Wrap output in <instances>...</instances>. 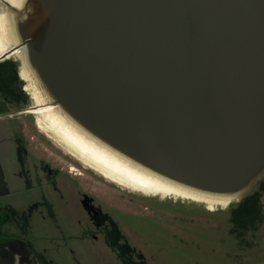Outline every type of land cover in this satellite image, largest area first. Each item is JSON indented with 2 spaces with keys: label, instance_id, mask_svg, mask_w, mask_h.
Instances as JSON below:
<instances>
[{
  "label": "water",
  "instance_id": "obj_1",
  "mask_svg": "<svg viewBox=\"0 0 264 264\" xmlns=\"http://www.w3.org/2000/svg\"><path fill=\"white\" fill-rule=\"evenodd\" d=\"M1 7L17 40L0 61L19 76L21 49L47 102L100 141L230 204L264 175V0Z\"/></svg>",
  "mask_w": 264,
  "mask_h": 264
},
{
  "label": "rangeland",
  "instance_id": "obj_2",
  "mask_svg": "<svg viewBox=\"0 0 264 264\" xmlns=\"http://www.w3.org/2000/svg\"><path fill=\"white\" fill-rule=\"evenodd\" d=\"M23 84L27 104L8 105L14 110L13 114L0 118V172L4 184L0 182V207L10 205L23 210L30 206L29 201L34 195L31 191H24L17 146L10 139V135H14L26 143L27 151L66 171L83 191L102 202L104 209L118 220L120 229L134 247L133 251L141 253L148 264H264V220L254 233H247L241 241L230 232L228 220L230 205L235 201L210 209L201 201L164 193L151 195L148 189L138 184L119 181L105 167L81 156L55 132L52 134L56 136L51 137L46 125L38 127L37 114L24 112L35 104V99L28 83ZM262 177L255 180L250 192L258 187ZM45 193L51 199L50 192ZM262 201L264 213V192ZM44 207L34 209L26 234L16 231L13 221L7 219L0 240L5 241L12 235L26 238L52 264H89L86 262L91 254H72L77 239L59 238L55 230L57 223L46 215ZM59 224L61 228H70L67 222ZM76 250H80V246ZM5 257V250L0 248V259ZM90 262L95 263L92 259Z\"/></svg>",
  "mask_w": 264,
  "mask_h": 264
},
{
  "label": "flooded vegetation",
  "instance_id": "obj_3",
  "mask_svg": "<svg viewBox=\"0 0 264 264\" xmlns=\"http://www.w3.org/2000/svg\"><path fill=\"white\" fill-rule=\"evenodd\" d=\"M10 139L17 146L16 156L24 191L34 193L29 201L30 208L17 210L10 205L0 207L1 211L6 213L7 219L13 221L16 231L26 234L32 212L44 205L46 215L57 223L55 230L58 237L77 239V244L73 245L75 250H71L72 254L76 252L91 254L86 263L139 264V261H144V264H148L141 253L133 251L134 247L120 229L118 220L104 209L102 202L98 201V203L94 196L83 191L66 171L52 166L48 160L27 151L24 147L26 143L20 142L14 135H10ZM0 182L3 184L1 172ZM38 191L41 193L39 194ZM45 191H49L52 195L50 200L46 197ZM7 208H12L15 214L9 213ZM41 215L44 216L45 213ZM59 222H67L70 228H61ZM6 242L8 246V249H5L6 257L0 261L12 264L15 260L13 255L16 254L19 263L52 264L40 251H36L26 238L12 235L6 239ZM77 246H80L78 251ZM84 248L87 250L85 251ZM99 257L101 260L98 261ZM91 259L95 263H91Z\"/></svg>",
  "mask_w": 264,
  "mask_h": 264
},
{
  "label": "bare ground",
  "instance_id": "obj_4",
  "mask_svg": "<svg viewBox=\"0 0 264 264\" xmlns=\"http://www.w3.org/2000/svg\"><path fill=\"white\" fill-rule=\"evenodd\" d=\"M6 1L12 5L19 6L23 0ZM16 40L17 38L13 29L11 15L1 7L0 54L5 53L14 45ZM13 54H16L21 58L19 76L28 83V88L35 99V104L24 110V112L27 111L29 113H35V115L37 114L38 127H44L46 125L45 127L48 131L50 130L49 132L51 135H49L51 137H55L56 135L61 137L68 142L67 144L70 143L75 149H77L81 156L85 158L87 157L92 160L93 163L97 165L99 164L100 166L105 167V169H108L111 176L117 178L119 181L122 180L130 184H138L141 187L148 189L150 191L148 193L151 195L164 193L165 195H176L179 197L194 199L206 203L207 207L210 209H213L216 205L226 206L234 200L230 197L205 194L177 185L134 162L106 143L100 141L76 124L69 116L63 113L57 105L47 102L45 93L37 85L34 75L25 63L22 50L16 49ZM54 132L56 135L52 134ZM104 174H107V170L106 172L104 171Z\"/></svg>",
  "mask_w": 264,
  "mask_h": 264
},
{
  "label": "trees",
  "instance_id": "obj_5",
  "mask_svg": "<svg viewBox=\"0 0 264 264\" xmlns=\"http://www.w3.org/2000/svg\"><path fill=\"white\" fill-rule=\"evenodd\" d=\"M18 64L11 58L0 61V97L9 105L23 106L26 103V93L22 89V80L17 72ZM264 192V175L258 187L243 196L237 203L230 205V232L242 241L247 233H254L264 220L262 195ZM2 209V208H1ZM12 215V208L6 209ZM144 264V261H139Z\"/></svg>",
  "mask_w": 264,
  "mask_h": 264
},
{
  "label": "crops",
  "instance_id": "obj_6",
  "mask_svg": "<svg viewBox=\"0 0 264 264\" xmlns=\"http://www.w3.org/2000/svg\"><path fill=\"white\" fill-rule=\"evenodd\" d=\"M8 103H6L5 101L2 100V98L0 97V118L5 116V117H9L10 115L13 114V111L14 110H11L9 107H8ZM2 209L0 208V239H2V230H3V227L5 226V224H7V217H6V213L2 212L1 211ZM0 248H2L3 250H7L8 249V246H7V242L6 240L5 241H1L0 240ZM16 255V254H15ZM14 261L12 264H24V263H19L18 262V258H17V255L14 257ZM0 264H7L5 263L3 260L0 261ZM9 264V263H8Z\"/></svg>",
  "mask_w": 264,
  "mask_h": 264
}]
</instances>
